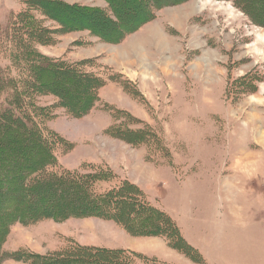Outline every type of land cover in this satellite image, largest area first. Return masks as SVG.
<instances>
[{
    "label": "rangeland",
    "instance_id": "obj_1",
    "mask_svg": "<svg viewBox=\"0 0 264 264\" xmlns=\"http://www.w3.org/2000/svg\"><path fill=\"white\" fill-rule=\"evenodd\" d=\"M26 1L0 0V29L13 28L14 16L26 10ZM59 1L107 6L102 0ZM36 16L43 19L38 13ZM9 46L0 45V69L17 77ZM36 49L54 59H98L105 69L91 71L106 78L114 72L135 81L145 99L140 101L119 85L109 83L100 91L101 102L88 116L72 119L55 111L50 128L74 144L72 151L66 153L61 148L57 154L62 170L86 171L90 168L85 165L90 162L98 166V161H107L122 176H145L141 178L151 186V195L159 197L157 201L164 203L165 211L177 220L180 217L174 212L187 209L185 216L189 210L200 211L202 214L192 215L197 225L190 227L188 216H181V222L187 237L206 245L202 252L195 248L203 258V252L208 255L210 261L204 258V264H222L224 255L230 260L227 253L236 259V241L235 245L228 241L232 233L224 234L231 229L227 227L260 225V233H246L245 241L261 240V255L256 262L264 264L263 28L232 1L190 0L164 8L156 21L118 44H106L88 32H74L60 37L55 46ZM248 75L256 80L253 93L243 88V78ZM251 84L247 82L245 87ZM53 101L43 97L38 104L50 107ZM109 104L149 125L163 140L166 152L154 141L150 153L146 146L133 148L105 135L104 129L116 123ZM118 124L131 129L143 127L125 118ZM120 179L111 187L119 185ZM102 188L98 186V192L109 189L107 185ZM110 235L123 236L113 222L98 218L17 223L10 228L3 248L6 252L46 255L77 242L119 247L120 241ZM247 252L240 251L239 264H255L253 252Z\"/></svg>",
    "mask_w": 264,
    "mask_h": 264
},
{
    "label": "trees",
    "instance_id": "obj_2",
    "mask_svg": "<svg viewBox=\"0 0 264 264\" xmlns=\"http://www.w3.org/2000/svg\"><path fill=\"white\" fill-rule=\"evenodd\" d=\"M102 1L106 8L59 0H27L26 10L13 15V28L0 29V45H10V58L19 72L13 77L8 70L0 69V99L4 97L0 104V264L8 261H21L22 264H163L140 253L83 246L78 242L46 255H29L23 250L4 251L10 228L17 223L32 225L73 218L113 222L132 237L162 238L171 249L193 263H205L199 251L182 235L172 216L157 203H152L140 187L120 179L110 167L90 162L85 165L90 170H62L57 154L61 148H65L66 153L72 151L74 144L50 128L55 111L72 119L88 116L101 102L100 91L109 83L119 85L140 101L145 99L136 84L123 75L111 72L106 78L103 73L91 71L101 68L98 59H54L43 55L36 47L55 46L60 37L74 32H88L106 44H118L156 21L164 8L180 6L190 0ZM224 1H232L255 25L264 29V0ZM36 13L43 19L37 18ZM255 81L249 75L244 77L243 82L253 85L245 87L244 83L243 88L255 92ZM234 84L239 85L238 82ZM43 97L53 98V104L40 106L38 103ZM107 107L114 113L116 123L104 129L105 135L133 148L146 146L150 153L154 141L166 152L163 140L149 125H143L132 114L115 110L111 104ZM121 118L143 127L131 129L117 125ZM118 178L119 185L111 187ZM104 185L109 189L98 192L97 187Z\"/></svg>",
    "mask_w": 264,
    "mask_h": 264
},
{
    "label": "crops",
    "instance_id": "obj_3",
    "mask_svg": "<svg viewBox=\"0 0 264 264\" xmlns=\"http://www.w3.org/2000/svg\"><path fill=\"white\" fill-rule=\"evenodd\" d=\"M150 25V24H149ZM132 82L135 83V81L131 80ZM101 162L99 164H103L106 165L108 167H110L112 169V171L119 175L122 176V174L118 173L117 171L114 170V168L107 162V161H98ZM147 163V162H145ZM165 168V167H162ZM172 168V167H171ZM130 175V174H129ZM144 179L145 176H142L141 173H136V176H134L133 178L128 177L123 175L122 178L124 180H128L131 183L137 185L138 187H140L148 196L149 200H151L153 203L155 202H160L157 201L159 197H154L151 195V190H150V185H147L145 181V183L142 181V178ZM163 179V178H162ZM141 181V182H138ZM154 185V184H153ZM156 204V203H155ZM161 208H163L164 210H166L164 208V203H157ZM185 210H180V213L178 212H174V214H176L177 216L180 217V221L177 220L172 214H170L172 216V218L176 221V223L181 227V231L183 236L185 237V239L188 241V243L190 245H192L194 248L200 250L202 252V248H205L206 245H204L202 242H193L192 239H190L189 237H187L185 229H184V225H183V221L181 222L182 217L188 216L189 217V226L191 227L193 224L197 225V221L196 218L192 219V215H196L197 214H202L200 211H194L193 210H189L190 212H188V214H186L185 216H183V212L186 211ZM167 211V210H166ZM182 216V217H181ZM187 217V218H188ZM194 220V221H193ZM115 227L123 234L122 237H119L118 235L115 236V238H113L112 235H110L114 240L118 239L119 247L116 248H110V247H101L99 245H91L89 244V246H95V247H100V248H106V249H123V250H128V251H132V252H136V253H140L142 255H145L149 258H154L157 259L160 262H164V264H194L192 261H190L188 258H186L184 255L180 254L179 252L171 249L168 245V243L162 239V238H138V237H132L130 236L125 230H123L122 228H120L118 225H116L114 223ZM227 228H231L226 229L224 232L225 233H232L230 239L228 240L229 242L232 243V245H235V241H236V248L238 249L237 251V255H236V259L232 258V253H227L226 255H228L230 257V260L225 259V255L223 258V262H221L222 264H239V254L240 251L243 249H247L248 252L247 253H252V260L255 264H260L259 261H257V258L259 260L261 253L260 252V248H261V240L259 238H252V239H248V241H245V234L246 233H260V225H253L252 228L247 227L245 229L242 228V226L239 225H232L231 227H227ZM236 229V230H234ZM234 232V233H233ZM242 234V236H241ZM247 238H250L249 236H247ZM224 241H227V239H225ZM122 242V243H121ZM107 244V243H106ZM231 247V246H230ZM239 247V248H238ZM207 248V247H206ZM243 252V251H242ZM256 252V253H255ZM204 254V258L206 259V262L210 261L208 255L203 252Z\"/></svg>",
    "mask_w": 264,
    "mask_h": 264
}]
</instances>
